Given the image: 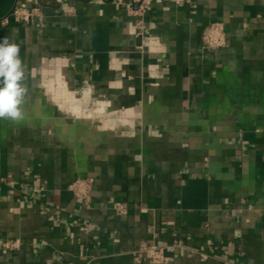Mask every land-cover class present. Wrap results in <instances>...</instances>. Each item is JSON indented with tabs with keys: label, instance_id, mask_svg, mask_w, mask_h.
Returning <instances> with one entry per match:
<instances>
[{
	"label": "crops",
	"instance_id": "crops-1",
	"mask_svg": "<svg viewBox=\"0 0 264 264\" xmlns=\"http://www.w3.org/2000/svg\"><path fill=\"white\" fill-rule=\"evenodd\" d=\"M124 2L0 0L29 90L0 119V237L21 241L0 264H150L144 241L167 264H264V0H154L142 31ZM15 7L40 12L4 23Z\"/></svg>",
	"mask_w": 264,
	"mask_h": 264
},
{
	"label": "built area",
	"instance_id": "built-area-1",
	"mask_svg": "<svg viewBox=\"0 0 264 264\" xmlns=\"http://www.w3.org/2000/svg\"><path fill=\"white\" fill-rule=\"evenodd\" d=\"M176 4L182 5L185 0H173ZM154 0H125L124 9L126 14L135 19V27L139 31L144 29L145 18L152 10ZM39 8L28 9L25 7H15L12 12L2 21L9 22L8 19L12 16L18 21L28 22L33 16L38 15ZM203 45L207 49H219L226 44V37L221 23L209 24L203 31ZM94 179L78 178L70 184V190L73 194L85 203L92 200ZM115 208L119 214L128 213V206L122 202H117ZM96 228L95 224L87 223L86 231L92 232ZM21 247L19 239L0 237V250H18ZM137 262L147 259L150 264H167L170 258L166 255V247L160 246L155 242L144 241L140 244L137 250L133 252Z\"/></svg>",
	"mask_w": 264,
	"mask_h": 264
},
{
	"label": "clouds",
	"instance_id": "clouds-1",
	"mask_svg": "<svg viewBox=\"0 0 264 264\" xmlns=\"http://www.w3.org/2000/svg\"><path fill=\"white\" fill-rule=\"evenodd\" d=\"M27 65L20 56V47L8 37L0 39V119L21 121L23 104L28 94Z\"/></svg>",
	"mask_w": 264,
	"mask_h": 264
},
{
	"label": "bare ground",
	"instance_id": "bare-ground-1",
	"mask_svg": "<svg viewBox=\"0 0 264 264\" xmlns=\"http://www.w3.org/2000/svg\"><path fill=\"white\" fill-rule=\"evenodd\" d=\"M75 104H76V103H75ZM75 104H74V105H75ZM77 104H78V103H77ZM74 108H75V107H74Z\"/></svg>",
	"mask_w": 264,
	"mask_h": 264
}]
</instances>
